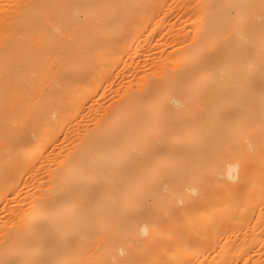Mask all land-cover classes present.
Listing matches in <instances>:
<instances>
[{
  "label": "bare ground",
  "instance_id": "1",
  "mask_svg": "<svg viewBox=\"0 0 264 264\" xmlns=\"http://www.w3.org/2000/svg\"><path fill=\"white\" fill-rule=\"evenodd\" d=\"M0 264H264V0H0Z\"/></svg>",
  "mask_w": 264,
  "mask_h": 264
}]
</instances>
